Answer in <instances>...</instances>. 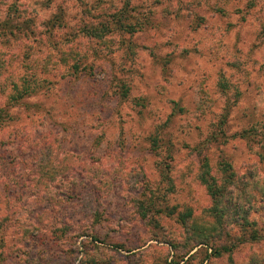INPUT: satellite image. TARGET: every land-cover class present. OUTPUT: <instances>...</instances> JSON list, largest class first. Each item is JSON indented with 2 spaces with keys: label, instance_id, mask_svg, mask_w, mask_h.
<instances>
[{
  "label": "rangeland",
  "instance_id": "rangeland-1",
  "mask_svg": "<svg viewBox=\"0 0 264 264\" xmlns=\"http://www.w3.org/2000/svg\"><path fill=\"white\" fill-rule=\"evenodd\" d=\"M26 88L0 124V264L264 260L182 261L218 233L203 164L264 172V0H0V107Z\"/></svg>",
  "mask_w": 264,
  "mask_h": 264
},
{
  "label": "trees",
  "instance_id": "trees-1",
  "mask_svg": "<svg viewBox=\"0 0 264 264\" xmlns=\"http://www.w3.org/2000/svg\"><path fill=\"white\" fill-rule=\"evenodd\" d=\"M124 25L126 24H121V27H124ZM132 26L135 25H126V27H130V30H128V32H137L138 30L136 29V27L132 28ZM220 86L222 89H224L227 87V84L223 82L220 84ZM37 95L38 91L26 88L23 91H17V93L10 96L8 99L9 103H7L3 107H0V124L4 123L5 121H11L15 119V117L12 115L14 107L20 105L21 102L25 99L35 97ZM25 106L27 109H31L30 104ZM239 137L242 139H248V135L244 132L241 133ZM7 150L8 149H6L5 151ZM258 155L260 161L263 162L264 148ZM221 166L223 176H221L220 178L211 175L209 170H206V168H208L207 162L203 164V168L205 170L201 174V181L206 185L207 192L212 199V207L208 210L209 215L214 219L213 224L215 226H213L212 230L217 231L218 233L215 235L213 233V236H208L206 234L208 230L197 231L201 238L200 240L193 243L192 246H189L191 248L184 256H182V261L187 256L191 257L193 255L192 252L198 249V247L199 249L206 250L207 254L204 257L203 261L209 262V260H211L212 258L221 257L224 254H228L229 256H231L242 246L260 243L264 240V226L258 228V222L252 221L249 218L252 208L259 204L258 208L261 209V213L257 211L258 213L256 217H259V221H262V219H264V191L261 190V188H259L258 186V179L264 181V172L255 173L251 170L248 171L246 174L247 178L243 183L236 178L240 175L234 169L232 162L224 161ZM231 183H234L235 186L237 185L235 187L236 189H228V184ZM249 185H251L253 189H251ZM225 194L230 195L227 199L231 207H229L230 209L225 208L226 203L223 200ZM152 206H155V204H153ZM227 209L229 212L226 211ZM191 216V211H187L183 215H181V217L179 214V220L184 223L185 218H191ZM184 224H186V222ZM236 227H239V229H237ZM198 234L195 235V238H198ZM223 239L226 240L223 241ZM215 240L221 241L224 244L216 247L213 242ZM247 264H264V260L253 256L249 259Z\"/></svg>",
  "mask_w": 264,
  "mask_h": 264
}]
</instances>
